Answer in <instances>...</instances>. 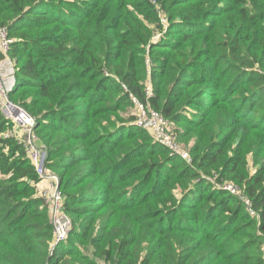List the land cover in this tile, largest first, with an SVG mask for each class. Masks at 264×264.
I'll return each instance as SVG.
<instances>
[{
    "label": "trees",
    "instance_id": "trees-1",
    "mask_svg": "<svg viewBox=\"0 0 264 264\" xmlns=\"http://www.w3.org/2000/svg\"><path fill=\"white\" fill-rule=\"evenodd\" d=\"M2 26L9 98L36 120L71 240L51 246L34 168L0 112V264H264V0H0ZM147 52L148 101L176 142L193 138L190 163L118 114L145 99Z\"/></svg>",
    "mask_w": 264,
    "mask_h": 264
},
{
    "label": "built area",
    "instance_id": "built-area-1",
    "mask_svg": "<svg viewBox=\"0 0 264 264\" xmlns=\"http://www.w3.org/2000/svg\"><path fill=\"white\" fill-rule=\"evenodd\" d=\"M164 18L161 17L160 21L165 22L166 18ZM157 36L156 34L154 38H157ZM12 42L13 40L8 35L6 27H0V53H6ZM144 62L147 74V78L144 81L145 99L142 101L130 95L136 110L134 124L147 129L152 138L171 152V154L180 152L178 143L169 132L171 126L168 119L150 106L148 100L153 95V86L150 80L152 62L148 56L145 57ZM14 84L15 78L13 73L7 71L0 62V112L4 118H7L13 123L12 127L4 130L2 136L16 139L17 143L22 146L26 158L34 168L37 176L36 193L47 207L53 237L51 246L53 247L56 243L64 241L67 238L71 230V221L63 210L62 192L59 187L58 175L46 165L47 151L45 146L40 143L35 130V118L22 105L12 102L9 99L8 94L14 87ZM179 156L187 163L191 162L190 157L184 152H181ZM217 187L239 197L247 213L249 215H255L249 198L242 193L238 185L230 181H223L218 183Z\"/></svg>",
    "mask_w": 264,
    "mask_h": 264
},
{
    "label": "rangeland",
    "instance_id": "rangeland-1",
    "mask_svg": "<svg viewBox=\"0 0 264 264\" xmlns=\"http://www.w3.org/2000/svg\"><path fill=\"white\" fill-rule=\"evenodd\" d=\"M159 17L161 18H164V16L161 14H159ZM165 19V18H164ZM166 21L165 22H163L162 20L160 21V19H159V24H161L162 25V27H163V29L165 30L166 29V27H168V20L167 19H165ZM162 22V23H161ZM164 25H165V27H164ZM154 29V28H153ZM153 31V30H152ZM155 32L154 33H152L151 34V37H150V41H149V43L147 44V45H145V47H144V50L146 51L149 47H150V44H151V42L152 41H155L156 39H158V37L162 34V33H160V32H156L157 31V29H155L154 30ZM165 33V32H164ZM156 34L158 35L157 36V38H154V37H156ZM146 56H148L149 57V55L148 54H145ZM8 59V61H0L2 64H3V67L4 68H6V70L7 71H11L12 73H13V76H14V72H15V68H14V64H13V61L12 60H10L9 58H7ZM246 94V93H245ZM8 96H9V94H8ZM10 99V98H9ZM11 100V99H10ZM13 102V101H12ZM133 103V102H132ZM257 109H259V108H257ZM135 113H136V110H135V107H134V104H133V106H132V104L131 103H128V105L127 106H124V108H122V109H120L119 111H118V114L122 117V118H124L125 120H127L128 121V119H129V124H134V122H135V120L133 119L134 118V115H135ZM134 114V115H133ZM132 116V118L130 117V116ZM121 118V119H122ZM121 119H118L115 115H111V121H108V120H101V124H100V126H101V129L103 130V128H105L106 130H108V129H110V128H112V126H113V124H118L120 121L119 120H121ZM121 124V123H120ZM20 133V132H19ZM126 133V132H125ZM148 133L150 134V132L148 131ZM151 135V134H150ZM178 142V141H177ZM41 143V142H40ZM193 143V138H189L187 141H183V142H178V149L180 150V152H176V153H174V155H177V156H179V154L181 153V152H184L185 154H187V156H189L190 155V149L189 148H191V144ZM57 158V156L56 157H53V159H56ZM181 158V157H180ZM247 164H248V168H249V171H253L255 168H256V166H255V164H253V160L250 158V157H248V159H247ZM51 171H53V172H55L54 170H52V169H50ZM56 173V172H55ZM211 180L213 181V178H211ZM37 195V194H36ZM62 202H63V196H62ZM51 232H52V230H51ZM68 236V235H67ZM71 239H69V236L64 240L65 242H69ZM74 241H76L75 239H73ZM64 241H60V242H64ZM59 243V242H58ZM57 244V243H56ZM261 249H262V251H263V253H264V242H263V244H262V247H261Z\"/></svg>",
    "mask_w": 264,
    "mask_h": 264
}]
</instances>
